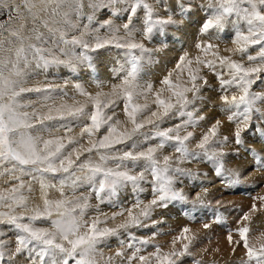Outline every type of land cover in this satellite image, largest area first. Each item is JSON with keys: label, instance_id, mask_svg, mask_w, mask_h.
<instances>
[{"label": "snow or ice", "instance_id": "1", "mask_svg": "<svg viewBox=\"0 0 264 264\" xmlns=\"http://www.w3.org/2000/svg\"><path fill=\"white\" fill-rule=\"evenodd\" d=\"M196 16L197 54L185 51L158 86L146 80L154 62L146 42L186 31ZM227 40L234 47L224 56ZM101 54L115 58V82L94 79L89 92L79 75H94ZM61 68L76 79L47 75ZM209 90L220 102L212 117ZM216 112L233 126L231 139L220 135ZM257 136L264 141V0H0V177L11 182L0 190V264H100L113 239L119 248L105 264H185L191 230L164 251L153 243L162 223L154 214L178 205L193 219L204 212L221 223L223 214L219 201L206 202L207 188L194 199L184 190L185 178L199 177L181 165L205 163L226 187L237 185L224 147L235 144L264 171V155L248 144ZM127 190L131 204L121 200ZM261 209L254 203L228 231L233 251L245 250L243 264H264V233L253 239L250 226ZM142 229L152 231L137 235Z\"/></svg>", "mask_w": 264, "mask_h": 264}, {"label": "rangeland", "instance_id": "2", "mask_svg": "<svg viewBox=\"0 0 264 264\" xmlns=\"http://www.w3.org/2000/svg\"><path fill=\"white\" fill-rule=\"evenodd\" d=\"M200 19V16L194 17L190 22V26L184 32H175L173 30H169V32L167 33V37H159L153 40V42L151 43L146 42L147 47L153 49L154 58V62L145 70L144 78L146 80H151L158 86V81L164 74H166L168 70H171L174 67L178 58L185 51H187L190 56H194L195 54H197V50L195 49L194 45L197 41V30L199 27L198 22L200 21ZM83 23H86V21H82L81 26ZM117 23H119V21H117ZM226 34L231 35L230 28L226 30ZM231 47H234V45H232L230 40H227L226 43H221L220 54L224 56L230 55V53L224 51V49ZM250 51L254 53L255 50L250 49ZM232 58L236 60L241 59L239 54L232 56ZM96 65L97 71L94 75L87 71H81L79 75L81 82L89 92H94L96 90L95 84L93 82L94 79H100L104 81L112 80V82H115L111 72V69L115 66L114 57H109L106 54H101L96 61ZM47 75L50 78H55L56 81L60 83H63V80L61 78L68 80L76 79V77L69 73L67 69L63 68L52 69L47 73ZM207 77L213 87H218V81L211 73H207ZM38 80L43 81L44 75H40ZM37 82L38 81H32L33 84ZM255 90L260 89L256 88ZM66 91H68L69 95H76L71 84L68 85ZM105 91H107V88L105 89ZM207 96L213 97V100L209 103V111L205 113V115L212 117L214 113L212 112V109H210V106L212 105L213 108L214 106L218 107V104L220 102L218 98H216L218 94L212 92L211 90H209L206 94V98ZM141 103H143V101H141ZM215 116H217L216 119H220L223 121V126L221 127L220 131L221 133H223V135H220H227L231 139L230 130L233 126L229 124V122L227 121V117L219 112H216ZM119 118L124 119L122 111L119 113ZM205 127H207V125ZM78 131L79 129H76V132ZM202 132L203 129H196V135L194 134L195 137L201 136ZM253 140L254 141L248 142L249 146L260 153L262 151L261 148L264 149V141L257 139V137H253ZM191 148L192 150H197L195 149V141H193V143L191 144ZM235 149L236 145L232 143H229L224 147V151L226 153L231 152L232 155V157L231 155L229 156L230 162L228 163L227 167L233 169H236L237 163L241 162L242 159V161H247L251 158L243 149L240 150L239 155L237 156L235 154ZM163 154L175 156V154L172 153L170 149H165ZM261 154L264 155V151ZM231 164L235 165L230 166ZM181 167L190 170L191 172L197 174L199 177V179L195 181H191L185 178L184 185H181L182 187H184V190L190 195V197L194 199L195 193L202 192L201 185L203 186V188H207L206 202L210 200L213 207H217L216 201L220 202L221 207L219 210L223 214V222L216 223L214 219L211 218L210 213L204 212H201L198 216H196L195 219H193L191 216L181 213L179 211V205L171 210L161 209L157 211L153 217L162 218V223L157 225L160 231L155 237L153 243L161 245L163 250L167 251L170 247L173 237L175 235H178L182 228L188 227L191 230L189 235L194 236L195 239L190 249L192 255L184 258L185 264H243V260L246 259L245 250L243 248H237L234 252L233 246L230 245L227 240V235L230 229H234L236 227V222L240 218V216L243 213H248L254 203L257 205L258 209H261L260 202L257 198L260 196H264V171H254L253 162H249L245 165V167H239L238 169H236L239 171L240 175L242 174L241 182L237 185L226 187L225 184L221 183L220 179L214 175L211 167L205 163H199L193 160L185 162L181 165ZM5 179V177H0V190L10 186L11 182L6 183ZM193 185H195V187H193ZM231 189H238L241 191L236 190V193H233L232 191H230ZM244 191H246V193H244ZM53 195L55 194L53 193ZM148 195V192L144 193L145 197H147ZM35 196L38 201V187ZM121 200H126L128 204H131L133 202V193L131 192V190H127L122 193ZM92 202L95 203V200H93ZM100 208L102 211L109 214L117 210L111 208L108 204H102L100 205ZM117 222H119V218ZM204 223H209L211 227L205 229L203 227ZM250 226L252 229L251 237L253 239L259 236L261 233H264V209L258 210L256 213L252 214V221ZM133 231L137 230L133 229ZM150 231H152V229H142L137 232V235H147ZM177 247H179V245H177ZM118 248V241L113 239L111 241V248H104V258L100 260V264H105V260L110 256H114ZM116 264H119L118 259L116 261Z\"/></svg>", "mask_w": 264, "mask_h": 264}, {"label": "bare ground", "instance_id": "3", "mask_svg": "<svg viewBox=\"0 0 264 264\" xmlns=\"http://www.w3.org/2000/svg\"><path fill=\"white\" fill-rule=\"evenodd\" d=\"M158 64H159V63H158ZM209 105H210V104H209ZM218 105H219V104H218ZM210 109H213L212 105L210 106ZM212 112H213V111H212ZM207 116H208V115H207ZM217 116H218V115H217ZM217 116H216V117H217ZM208 117H209V116H208ZM223 118H224V117H223ZM196 132H197V131H196ZM194 134L196 135V133H194ZM220 134L223 135V133H221V132H220ZM200 135H201V134H200ZM197 137H198V136H197ZM257 139H259L258 136H257ZM249 141H250V142H251V141H254V140H253V137H250V138H249ZM249 141H248V142H249ZM256 145H257V144H256ZM262 146H263V145H262ZM261 150H262V148H261ZM262 152H263V151H261L260 153H262ZM229 154L231 155V152H229ZM231 157H232V155H231ZM235 157H236V156H235ZM250 157H251V156H250ZM236 158H237V157H236ZM247 158H248V157H247ZM229 159H230V158H229ZM233 159H234V158H233ZM240 160H241V159H240ZM242 160H243V159H242ZM242 160H241V162L237 163V165H236V169H238L239 167H245L246 164H248L249 162H252V157H251L250 159H248L247 161H245V160L242 161ZM231 161H232V159H231ZM234 161H235V160H234ZM234 161H233V162H234ZM238 164H239V165H238ZM234 165H235V164H231L230 166H234ZM196 172H197V171H196ZM252 173H253V172H252ZM241 177H242V174H241ZM242 183H243V182H242ZM245 186H246V185H245ZM253 188H254V187H253ZM253 188H250V189H253ZM241 189H242V188H241ZM236 190H238V189H231L230 191H232L233 193H236V192H235ZM238 191H241V190H238ZM238 191H237V192H238ZM246 191H247V190H246ZM246 191H244V193H246ZM38 192H39V191H38ZM239 193H240V192H239ZM248 193H249V192H248ZM234 196H235V194H234ZM235 198H236V197H235ZM207 199H208V198H207ZM237 201H238V200H237ZM230 203H231V202H230ZM259 214H260V213H259ZM262 218H263V217H262ZM202 220H203V219H202ZM204 222H205V221H204Z\"/></svg>", "mask_w": 264, "mask_h": 264}]
</instances>
